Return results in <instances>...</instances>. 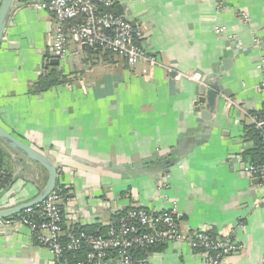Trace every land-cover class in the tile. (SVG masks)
Listing matches in <instances>:
<instances>
[{
  "label": "crops",
  "instance_id": "obj_1",
  "mask_svg": "<svg viewBox=\"0 0 264 264\" xmlns=\"http://www.w3.org/2000/svg\"><path fill=\"white\" fill-rule=\"evenodd\" d=\"M40 1L22 0L0 46V125L61 165L65 230L108 228L115 215L135 207L176 208L185 230L239 240L243 249L224 264H264V188L241 166L255 147L246 128L264 109V0H120L115 11L140 28L142 45L160 65L131 68L74 41L70 58L48 75L43 64L51 57L54 21L38 9ZM173 71L180 78H225L233 107L225 103L207 143L189 140L198 97L185 98L198 86L177 77L172 95ZM53 72L67 83L41 92L39 83ZM1 147L8 162L15 160L12 183L0 193L4 210L35 199L48 173L34 163L26 172L18 155ZM176 149L185 150L181 164L169 174L159 170L158 161ZM161 247L146 264H203V255L185 245ZM0 264L55 260L29 229L2 223Z\"/></svg>",
  "mask_w": 264,
  "mask_h": 264
},
{
  "label": "built area",
  "instance_id": "obj_2",
  "mask_svg": "<svg viewBox=\"0 0 264 264\" xmlns=\"http://www.w3.org/2000/svg\"><path fill=\"white\" fill-rule=\"evenodd\" d=\"M119 1L45 0L43 4L38 5V9L50 15L54 21L53 39L49 44L51 57L63 63L70 58L69 48L76 41L82 47L100 50L108 56L120 57L131 68L140 63H146L149 67L159 66L158 60L149 55L142 45L140 28L133 24L127 15L111 11ZM1 2L2 0L0 5ZM244 19L249 21L246 16ZM73 21L79 23L72 25ZM216 32L218 36H223L225 30L219 28ZM259 68L263 76L260 91H264V60ZM184 77L194 82L203 79L200 74ZM232 105L230 100L227 108L230 110ZM252 121L264 144V113L253 115ZM241 166L251 179L258 180L264 188V163L255 164L247 160L241 163ZM65 189L66 186L58 184L43 204L25 210L16 219L0 222L7 227L29 229L37 244L53 255L55 264L65 249L79 252L86 248L89 251L87 260L77 264H134L131 251L169 244L185 245L200 252L203 255V264H224L229 256L243 249L233 235L214 239L207 231L185 230L176 208L160 211L132 209L118 223L110 224L105 236L86 233L78 236L66 233L60 208L64 201ZM65 236L66 244L63 243ZM114 253L115 257L112 256ZM136 263L146 264L147 260Z\"/></svg>",
  "mask_w": 264,
  "mask_h": 264
},
{
  "label": "water",
  "instance_id": "obj_3",
  "mask_svg": "<svg viewBox=\"0 0 264 264\" xmlns=\"http://www.w3.org/2000/svg\"><path fill=\"white\" fill-rule=\"evenodd\" d=\"M44 1L45 0H41L38 5L43 4ZM22 6V0H2L0 5V46L13 13L16 9H19ZM59 66L60 62L58 59L45 56L43 64L45 75H48L49 67L58 68ZM225 66L227 67V63ZM178 76L179 74L177 71L170 72L169 87L172 95H174L175 92H178V81L176 80ZM224 79V77L219 78L216 81L202 79L200 82H194L186 77L179 78V80L193 82L196 86H198L194 90H188L186 93L187 99L185 98L186 103H188V99L191 100L194 96H196V98L198 97L196 107L192 114V116L195 117L194 127L192 129L193 132L191 138H189L192 146L207 143L214 130L220 128L221 126L220 121L218 120L219 114L221 113V115H224V105L228 102V100H232L231 98L233 97L231 91L224 88ZM0 143L18 155L15 158L16 164L18 166L21 164L26 172H29V169L32 168L31 163H34L48 173V181L35 199L17 206L0 210V222H5L20 215L27 209L43 204L48 199L59 184L61 165L57 164L54 159H51L42 150H38L26 143L23 139L12 134L1 125ZM184 156L185 150L176 149L172 151L168 157H163L158 161L159 170L169 174L170 167L177 164L180 165ZM25 178H27V176H25ZM256 182L259 183L258 180H256ZM72 197H74V194Z\"/></svg>",
  "mask_w": 264,
  "mask_h": 264
},
{
  "label": "trees",
  "instance_id": "obj_4",
  "mask_svg": "<svg viewBox=\"0 0 264 264\" xmlns=\"http://www.w3.org/2000/svg\"><path fill=\"white\" fill-rule=\"evenodd\" d=\"M111 11H113L116 14H121V13L116 12L115 8L112 9ZM71 23H72V25H75V24L79 23V21H73ZM62 79H63V81H62ZM65 83H67L66 78L61 77L56 72H53L51 75H49L47 78L43 79L39 83V90L41 92H46V91H49L50 89L57 87L58 85L65 84ZM263 113H264V109L260 112L254 113L253 115H258V114H263ZM246 136L248 137V139L250 141H253L255 143V147L253 150H251L250 152L245 154L244 160L247 161V159L249 160V158H250V161L255 163V164H263L264 163V144H263L259 134L255 131L253 126L246 128ZM7 162H8V160H7L6 154H5V152L2 149L1 144H0V193L3 190L7 189L9 187V185H11V183H12V176L10 174H8L9 172H7V169H6ZM67 193H68L67 189H65L63 192L64 200L67 198ZM60 208H61V211H63V207L61 206ZM135 208H139V207H135ZM135 208H130L129 210H126L122 213H118L117 215L114 216L112 223L113 222L118 223L119 220L127 214V212H129L130 210L135 209ZM62 214L64 217L63 212H62ZM17 217L18 216L14 217V218L16 219ZM64 223H65V220L63 221V229H64V231H66V233H73V234L78 235V236L82 233L97 235V236H99V235L105 236L107 234L108 228H109V227L104 228L102 226H88V227L74 226L69 230H65ZM209 234L214 239L218 238L217 236H214L211 233H209ZM66 240H67V236H65L63 238V243L66 244ZM34 241H35V239H34ZM35 243L37 244L36 241H35ZM161 246H164V245H157V246H152V247L146 248V249H138V250L131 251L130 254H131L133 260L135 261L134 264H137L136 261L147 260L148 256L152 253L161 251L162 250ZM88 252L89 251L86 248H83L79 252H72V251H68L65 249L62 257L58 260V262L56 264H77V263H80L82 261H86ZM112 256L115 257L116 253H114Z\"/></svg>",
  "mask_w": 264,
  "mask_h": 264
},
{
  "label": "rangeland",
  "instance_id": "obj_5",
  "mask_svg": "<svg viewBox=\"0 0 264 264\" xmlns=\"http://www.w3.org/2000/svg\"><path fill=\"white\" fill-rule=\"evenodd\" d=\"M0 144H2V143H0ZM3 145V144H2ZM12 161H10V162H7V165H6V169H7V172H9L8 174H10L11 175V170H10V166H11V164L12 165H14L15 164V160L14 159H11Z\"/></svg>",
  "mask_w": 264,
  "mask_h": 264
}]
</instances>
